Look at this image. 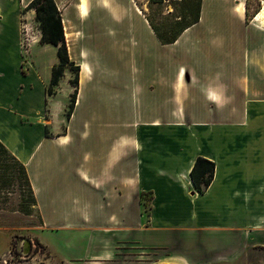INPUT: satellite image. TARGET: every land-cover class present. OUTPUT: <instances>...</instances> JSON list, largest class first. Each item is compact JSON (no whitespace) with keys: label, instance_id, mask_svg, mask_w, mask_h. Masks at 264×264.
<instances>
[{"label":"crops","instance_id":"obj_1","mask_svg":"<svg viewBox=\"0 0 264 264\" xmlns=\"http://www.w3.org/2000/svg\"><path fill=\"white\" fill-rule=\"evenodd\" d=\"M32 1L0 0V144L51 235L37 240L71 264H250L264 249V128L229 125L264 118V27L247 0H201L173 44L136 0H54L81 69L70 118V70L49 96L59 58L45 79L36 50L58 48L41 43ZM199 157L215 163L203 193Z\"/></svg>","mask_w":264,"mask_h":264},{"label":"rangeland","instance_id":"obj_2","mask_svg":"<svg viewBox=\"0 0 264 264\" xmlns=\"http://www.w3.org/2000/svg\"><path fill=\"white\" fill-rule=\"evenodd\" d=\"M136 1L144 8L148 19L156 27L158 32L168 38L173 37L185 26L190 24L196 15L197 7L191 0H166L173 8V12L169 15L167 14L168 9L166 7L168 4L165 0H162L163 2L160 3H154L153 1L155 0ZM238 1L236 0V4H238ZM246 2V15L248 12V23L251 24L255 22L256 17L252 16L257 9H264V0H247ZM188 9H191L193 13L189 14ZM238 9L236 11H239ZM263 23L264 19L256 24L264 27ZM23 29L25 28L23 27ZM22 42H24V38ZM23 46H25V42ZM24 51L27 55L28 47H24ZM36 51L38 52V58L42 65L40 71H42L46 79L48 74L50 75L48 71L49 65L57 58V51L51 46L44 49L39 48ZM74 79L75 73L70 69L68 80L65 79L61 83V90L64 91L68 88L70 92L66 117L71 98L75 93ZM54 91L58 94L56 87ZM62 96L59 95L56 101L60 102L64 100ZM55 109L54 107L53 119H55ZM48 119L50 120L49 116ZM262 120L263 122L251 123L250 127H248L249 124L246 123L244 125L242 122L229 123V125L235 124V128L237 129L264 128V118ZM213 124L220 125V128H222L221 125L226 124V122L219 121ZM39 225L40 215L33 202V195L28 184L27 176L16 160L0 146V232L6 234L5 237H8L7 241H10L11 246V255L5 257V262H7L5 264H71L59 260L37 240V238L51 237L49 233L43 235L42 232L37 231ZM3 250L5 252L8 251L4 240L3 243H0V253ZM249 257L250 264H264V249L256 248L250 250ZM1 260L3 262L4 259L1 258Z\"/></svg>","mask_w":264,"mask_h":264},{"label":"trees","instance_id":"obj_3","mask_svg":"<svg viewBox=\"0 0 264 264\" xmlns=\"http://www.w3.org/2000/svg\"><path fill=\"white\" fill-rule=\"evenodd\" d=\"M191 1H193L197 7L195 18L190 24L185 26L182 30L179 31V33H177L173 37L168 38L165 35H161L156 29V27L151 23L153 28L156 30V33L158 34V37L160 38L162 43L164 44L175 43L179 35L184 30H186L187 28H190L191 26L199 22L201 0H191ZM153 2L160 3L163 1L155 0ZM27 10H35L36 12V22L38 23L39 29L41 30V33H42L41 43L51 44L58 48L57 56L59 58V64H57L53 68L52 79H51L50 86L47 89V94L49 96L54 95L55 93L54 88L59 85L60 81L64 77L66 68H68L69 70L71 69V71L75 73V79H74L75 93L71 98L69 109L67 112V118H70L74 110L75 104L77 102L79 76H80L81 69H80V66L77 65L75 62H73L70 58L69 50H68V46H67V42L65 38V31H64V27L62 23L61 12L54 0H33L32 3L27 8ZM247 10H248V6H247ZM260 11H261V8H258L252 17H255ZM188 12L189 14L193 13L191 9H188ZM247 20L249 21L248 12H247ZM0 146L5 150V148L1 144ZM19 165L24 171V173L26 174L25 168L21 164ZM214 169H215V163L207 159H204L202 157H199L196 160L195 165L191 171V179L193 181L194 187L200 193H203L204 190L208 189L209 186L211 185V182L213 180V175H214ZM27 180H28V177H27ZM28 184L30 186L29 180H28ZM32 195H33V192H32ZM33 202L36 205V200L34 196H33Z\"/></svg>","mask_w":264,"mask_h":264},{"label":"built area","instance_id":"obj_4","mask_svg":"<svg viewBox=\"0 0 264 264\" xmlns=\"http://www.w3.org/2000/svg\"><path fill=\"white\" fill-rule=\"evenodd\" d=\"M25 28V27H24ZM23 34H24V42H25V46L24 47H29V41H30V39L28 38V36H27V31H26V28L23 30ZM23 42V43H24ZM5 263H7V262H5Z\"/></svg>","mask_w":264,"mask_h":264},{"label":"bare ground","instance_id":"obj_5","mask_svg":"<svg viewBox=\"0 0 264 264\" xmlns=\"http://www.w3.org/2000/svg\"><path fill=\"white\" fill-rule=\"evenodd\" d=\"M264 19V10L263 11H261L258 15H257V17L255 18V22H260V21H262ZM264 24V23H263Z\"/></svg>","mask_w":264,"mask_h":264}]
</instances>
